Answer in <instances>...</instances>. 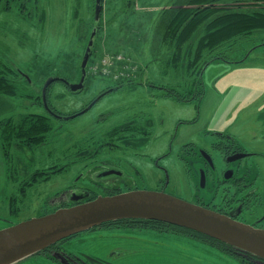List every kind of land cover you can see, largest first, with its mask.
Instances as JSON below:
<instances>
[{"label":"rangeland","instance_id":"rangeland-1","mask_svg":"<svg viewBox=\"0 0 264 264\" xmlns=\"http://www.w3.org/2000/svg\"><path fill=\"white\" fill-rule=\"evenodd\" d=\"M11 1L6 10V6L0 4V59L17 66L24 78L20 80L23 88L18 95L0 96V118L11 114L17 120L28 114L51 117L53 129L48 140L53 142L48 148L57 156V144L70 143L66 142V134L76 136L77 142L84 141V144L90 142L93 135L92 140L96 142V135L126 123L139 113L143 116L144 112L151 111L152 115L145 114L141 120H154L155 135L167 129L160 136L162 139L153 133L148 137L132 138V151L138 153L124 150L117 153L119 161L122 167H130L132 173L135 168L146 171L147 176L154 172L158 174L151 158L165 152L175 135L172 152L164 162L169 169V191L183 194L186 200L194 203L198 202L196 193L206 200L217 195L211 179L206 186L201 185V162L193 156L184 159L179 156L181 145L189 141L209 144L217 132L227 133L235 136L247 150L256 152L246 162L253 172L262 171L257 187L264 204V33L227 42L208 53L207 59L220 54L229 60L223 57L212 60L204 68L203 83L195 85L188 74L166 72V59L154 48L160 12L176 0H136L134 3L132 0H104L103 25L96 34L85 88L73 92L61 80L50 85L48 102L64 116L57 118L49 115L45 108L43 86L51 76L67 78L71 83L80 81L81 64L95 21L96 0ZM107 56L115 62L112 66L103 63ZM92 66H98V69L92 70ZM123 71L127 72V80L133 77L137 81L152 82L190 97L188 101H179L162 96V91L157 88L125 84L89 111L75 118H65L87 108L107 86L123 81L124 77L115 78L118 72L123 75ZM181 120L188 122L179 123ZM259 164H262L261 169ZM4 176L0 171V218H12L5 210L9 193L4 189ZM145 183L140 184L141 188L157 187L152 183L148 185V180ZM40 202H35L31 211L26 210L21 218L35 215ZM250 210L239 219L251 224L259 221L258 226L264 228V209ZM4 225L0 219V228ZM126 232L118 230L116 233L122 234L113 236L115 231L103 234L88 230L74 240H68L66 245L75 251L89 252L104 247L121 248L125 253L113 258L117 264H240L210 244L198 242L183 233ZM16 264L60 263L37 253Z\"/></svg>","mask_w":264,"mask_h":264},{"label":"flooded vegetation","instance_id":"flooded-vegetation-1","mask_svg":"<svg viewBox=\"0 0 264 264\" xmlns=\"http://www.w3.org/2000/svg\"><path fill=\"white\" fill-rule=\"evenodd\" d=\"M125 84L129 83L123 82L107 86L104 90L100 91L90 103L89 110L108 94L125 87ZM136 85H143L151 89L157 88L162 91V96H170L179 101H188V97H176L173 94L174 92L166 86H158L152 82ZM48 114L51 115L49 112ZM145 114L152 115V112H144L143 116H140L139 113V116L137 115L135 118L126 120V123L96 135V138H98L96 142H93L94 136L92 135L91 141L87 142L91 144L90 151H83L82 153L86 154V156L82 159H78L79 148L76 136L66 134V142L69 141L70 143L57 144L56 152L59 155L56 156L55 151L48 148V145L53 140L42 138L44 136L42 130L38 135L26 136L20 132L19 128H12L6 134L7 138H5L4 125L17 126L21 119H15L14 114L1 117L0 171L2 175H5L3 185L4 189L9 193V198L7 199L8 206L5 210L12 216V218H0L5 224L1 228L35 216L54 212L59 208L95 199L99 196L114 195L136 189H149V187L141 188L142 185H140H146L145 181L147 180L148 185L151 183L157 185L152 190L165 191L186 199V196L183 194L180 195L179 193L169 191L171 185L169 169L164 164L172 152L175 135L171 138V144L165 152L155 154L151 158V162L154 163L158 174L154 172L153 175L147 176L146 171L135 168V172L132 173L130 167H122L123 164L119 161L120 155H117V153H121L124 150L130 151V153L134 152V154L138 153V151H132L134 149V146L131 144L132 138L148 137L152 133L155 135L156 126L154 120L147 121L148 118L141 120L143 117L145 118ZM186 122L188 121L181 120L179 123ZM166 131L167 129L162 134L155 135L156 138H161V135H164ZM2 139H6V141H2ZM94 143L95 146L93 147ZM207 154L211 156V160ZM254 155H256V152L247 150L238 143L235 136L221 132H217L216 137L209 144H199L193 141L182 144L181 153L179 154L183 159L186 156L196 157L201 162L200 170H198L200 173L204 172L206 175V185L209 179L212 180L213 191L216 192L217 196L206 200L199 193H196L194 196L197 198V203L207 205L209 208L231 215L237 219L244 212H251L252 210L250 209H264V204L261 203L263 200L261 190L257 187V182L261 178L262 171L253 172L251 166L246 162L248 158ZM108 157L110 159L112 157L118 158V160L117 162L109 161L106 159ZM259 165L261 169L262 164ZM193 173L196 174L194 171ZM193 173L191 172V174ZM134 176L136 177L135 180L133 179ZM58 181L60 182L58 183ZM48 186L49 190H47ZM218 193L221 196L219 198ZM38 201L41 202L36 209L35 215L29 216L26 219L21 218L22 214L27 212L26 210L31 211L34 203ZM153 221L124 219L111 223L107 222L90 231H101L104 232L103 234L105 232L108 233V231H115L112 234L113 236L122 234L116 233L118 230L129 232L125 234H131L134 231L164 234L174 232L168 226L162 227V225H157ZM259 223L257 221L252 224L258 226ZM77 235L79 234L51 245L39 253H42L47 260L56 261L60 264H117L113 258L125 253L121 248L110 250L108 247L91 252L88 250L75 251L67 246L66 242L74 240ZM58 252L62 256H57L56 253Z\"/></svg>","mask_w":264,"mask_h":264},{"label":"water","instance_id":"water-1","mask_svg":"<svg viewBox=\"0 0 264 264\" xmlns=\"http://www.w3.org/2000/svg\"><path fill=\"white\" fill-rule=\"evenodd\" d=\"M102 0H96L95 22L100 20ZM97 27L92 31L81 64L79 82L71 83L58 76L49 77L42 90L47 111L57 117L48 102V88L55 81H64L73 92L85 88L88 64L92 56ZM28 77V76H26ZM29 78V77H28ZM67 116L73 118L88 111ZM210 160L212 159L208 155ZM201 185H206V175L201 173ZM124 219L154 220L200 232L229 244L245 253H251L264 264V228L241 221L207 206L152 189H136L114 195L99 196L54 212L29 218L0 229V264L17 262L37 254L64 239L99 227L104 223ZM62 256L61 253H56Z\"/></svg>","mask_w":264,"mask_h":264},{"label":"trees","instance_id":"trees-1","mask_svg":"<svg viewBox=\"0 0 264 264\" xmlns=\"http://www.w3.org/2000/svg\"><path fill=\"white\" fill-rule=\"evenodd\" d=\"M132 1L134 3L136 0ZM11 3V0H0V4L6 6L4 10L11 6ZM23 6L28 8L26 4ZM103 6L104 0H102L100 20L94 21L92 26L93 29L97 27V32L103 25ZM156 27L154 48L166 59L165 71L169 73L173 70V72L188 74L194 79V84L198 85L203 83V71L207 64L221 57L229 60L228 57L220 54L207 59L208 53L227 42L238 41V39L250 37L255 33H264V0H176L161 10ZM23 78L24 76L17 66L9 65L0 59V96L18 95L23 88L20 81ZM123 82L135 85L144 83L135 78L119 83ZM169 89L174 92L176 97H190V95L181 94L174 88ZM12 128H19L20 132L26 136L38 135L42 130L44 132L42 138L48 140L53 124L51 117L47 115L28 114L21 118L17 126L4 125L5 138ZM77 145L79 148L78 159H82L86 156L82 152L90 151L91 144H84L83 141ZM153 223L162 225V227L168 226L170 230L174 231L172 233H183L198 242L208 243L213 249L228 254L240 264H262L259 257L245 253L200 232L161 221H153Z\"/></svg>","mask_w":264,"mask_h":264},{"label":"built area","instance_id":"built-area-1","mask_svg":"<svg viewBox=\"0 0 264 264\" xmlns=\"http://www.w3.org/2000/svg\"><path fill=\"white\" fill-rule=\"evenodd\" d=\"M123 59H124V57H123ZM122 59V60H123ZM103 63L105 64V65H109V66H112L115 62H113V61H111V59H110V57L109 56H107L104 60H103ZM128 66V65H127ZM135 68V67H134ZM97 70L98 69V66H92V70ZM106 68H104V70H105ZM106 71V70H105ZM120 76V73L118 72L116 75H115V78L117 79L118 77Z\"/></svg>","mask_w":264,"mask_h":264},{"label":"bare ground","instance_id":"bare-ground-1","mask_svg":"<svg viewBox=\"0 0 264 264\" xmlns=\"http://www.w3.org/2000/svg\"><path fill=\"white\" fill-rule=\"evenodd\" d=\"M125 68H126V67H125ZM125 68H124L123 70H125ZM125 72H126V71H123V75H120L117 79H120V78L124 77V78H125L124 81L127 80V79H126V73H127V72H126V73H125ZM128 77H129V76H128Z\"/></svg>","mask_w":264,"mask_h":264}]
</instances>
